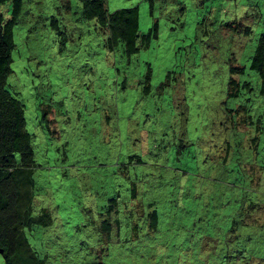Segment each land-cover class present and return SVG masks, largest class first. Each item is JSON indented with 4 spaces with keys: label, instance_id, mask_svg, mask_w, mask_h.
I'll use <instances>...</instances> for the list:
<instances>
[{
    "label": "rangeland",
    "instance_id": "1",
    "mask_svg": "<svg viewBox=\"0 0 264 264\" xmlns=\"http://www.w3.org/2000/svg\"><path fill=\"white\" fill-rule=\"evenodd\" d=\"M105 4L137 6L139 39L154 24L157 35L132 55L108 50L81 0H21L6 88L34 153L30 248L45 264L264 260L259 76L228 96L264 0ZM11 10L1 5L5 20Z\"/></svg>",
    "mask_w": 264,
    "mask_h": 264
},
{
    "label": "trees",
    "instance_id": "2",
    "mask_svg": "<svg viewBox=\"0 0 264 264\" xmlns=\"http://www.w3.org/2000/svg\"><path fill=\"white\" fill-rule=\"evenodd\" d=\"M5 1L0 0V254L5 264H45L30 248L25 225H22L33 217L28 203L32 195L29 172L34 164V153L31 136L25 127L23 103L6 88L15 46L13 27L21 10V0H12L11 17L7 20L1 12ZM81 3L83 16L95 19L99 29L107 31L104 44L108 50H114L121 43L125 53L132 55L147 47L152 36L157 35L154 24L139 39L137 6L108 11L105 0H81ZM250 73L259 76L260 92L264 95V24L250 54V62L230 65L228 96L235 97L243 86H250ZM17 154L20 158H16ZM262 161L264 164V155ZM256 259L250 264H264L262 257Z\"/></svg>",
    "mask_w": 264,
    "mask_h": 264
}]
</instances>
